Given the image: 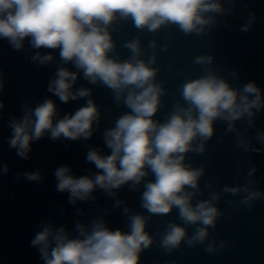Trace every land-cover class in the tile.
I'll return each mask as SVG.
<instances>
[{"label":"clouds","instance_id":"9594fccd","mask_svg":"<svg viewBox=\"0 0 264 264\" xmlns=\"http://www.w3.org/2000/svg\"><path fill=\"white\" fill-rule=\"evenodd\" d=\"M225 12L221 0H0V39L7 40L15 50L22 49L26 39L33 49L58 50L62 63L77 70L58 67L48 92L62 103L90 97L88 88L73 91L82 73L89 83H99L112 90L115 100H122L129 109L116 120L114 127L104 132L110 154H103L98 148L87 152L86 161L96 169L93 175L77 177L69 166L55 170L57 191L68 192L71 204L94 199L92 194L97 189L109 196L126 184L135 189L150 172L154 179L144 184L141 207L150 216L167 215L178 209L183 225L197 226L189 237L185 227L169 222L161 246L171 251L185 240L189 245L205 241L208 229L215 227L221 215L214 203L220 197L213 193L210 199L193 204L204 169L186 164L185 156L189 152H204L205 142L212 138L217 121L226 122L230 132L236 131L234 124L238 120L246 118L251 125L256 114L264 109V94L255 82L237 89L205 67V75L182 84L180 94L185 106L177 103L161 122L154 117L165 91L155 82L157 69L151 66L155 57L148 61L140 58L137 38L124 45L132 53L128 59L114 58L110 55L115 51L110 28L118 20L130 19L139 30L156 32L162 26L176 25L185 35H201L206 26L215 23L218 14ZM253 19L249 18L241 31L247 32ZM150 46L155 47V42ZM53 59L51 51L43 55L37 51L32 56L34 62L42 65ZM212 62L213 57L208 55L197 56L193 61L204 66ZM57 111L51 98H45L34 108L25 107L20 118L9 122V147L28 159L32 142L46 134L53 140L89 139L93 125L100 119L92 99L60 119ZM257 139L264 142V132H258ZM240 146L247 151L243 142ZM3 171L7 173V165ZM254 172L255 168L248 175ZM24 175L29 181L42 179L39 171ZM223 191L233 195L246 193L241 200L243 204L264 196L246 185L226 186ZM121 203L116 201L117 206ZM123 211L127 215L128 231L113 230L98 218L88 225L78 222L73 236L64 226L46 223L31 240V246L38 249L44 264H139L140 253L153 243V237L146 231L150 216L131 213L127 207ZM206 250L211 252L213 248L209 245Z\"/></svg>","mask_w":264,"mask_h":264}]
</instances>
